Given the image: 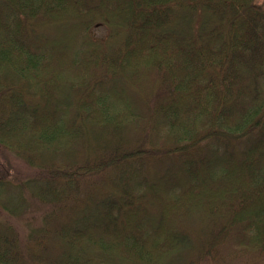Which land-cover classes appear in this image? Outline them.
I'll use <instances>...</instances> for the list:
<instances>
[{
    "label": "trees",
    "instance_id": "16d2710c",
    "mask_svg": "<svg viewBox=\"0 0 264 264\" xmlns=\"http://www.w3.org/2000/svg\"><path fill=\"white\" fill-rule=\"evenodd\" d=\"M0 264H264V0H0Z\"/></svg>",
    "mask_w": 264,
    "mask_h": 264
},
{
    "label": "rangeland",
    "instance_id": "374dc122",
    "mask_svg": "<svg viewBox=\"0 0 264 264\" xmlns=\"http://www.w3.org/2000/svg\"><path fill=\"white\" fill-rule=\"evenodd\" d=\"M104 32V28H102L101 26H96L95 28H93V34L95 36H103Z\"/></svg>",
    "mask_w": 264,
    "mask_h": 264
}]
</instances>
